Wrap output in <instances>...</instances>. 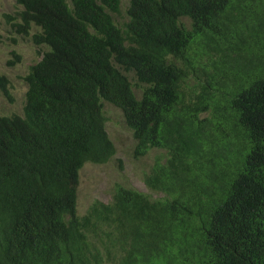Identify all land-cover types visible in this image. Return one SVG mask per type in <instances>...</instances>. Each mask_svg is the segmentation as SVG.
I'll return each mask as SVG.
<instances>
[{
	"label": "trees",
	"instance_id": "16d2710c",
	"mask_svg": "<svg viewBox=\"0 0 264 264\" xmlns=\"http://www.w3.org/2000/svg\"><path fill=\"white\" fill-rule=\"evenodd\" d=\"M15 1L47 49L0 114V264H264V0H128L121 25V0ZM103 100L135 155L166 150L164 195L116 184L79 215L80 168L115 153Z\"/></svg>",
	"mask_w": 264,
	"mask_h": 264
},
{
	"label": "rangeland",
	"instance_id": "374dc122",
	"mask_svg": "<svg viewBox=\"0 0 264 264\" xmlns=\"http://www.w3.org/2000/svg\"><path fill=\"white\" fill-rule=\"evenodd\" d=\"M127 5L128 0H121L119 12L113 13L118 25L128 19ZM20 9L21 6L15 0H0V73L9 80V95L0 91L2 115L23 114L27 90L24 76L30 65L40 60L47 49L46 45L38 46L31 40L32 33L39 28L33 25L29 34H20L12 24L16 20L5 15L14 16L15 11ZM102 104L106 117L105 128L115 146V153L104 163L85 162L80 168L76 188V211L79 215L85 213L95 199L111 201L116 184L136 188L151 198L164 195L161 191L150 189L144 182V176L157 158L165 159L166 150L152 148L144 155H135L136 140L124 121L121 109L105 100Z\"/></svg>",
	"mask_w": 264,
	"mask_h": 264
}]
</instances>
